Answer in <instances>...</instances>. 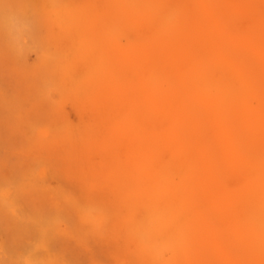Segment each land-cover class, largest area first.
I'll use <instances>...</instances> for the list:
<instances>
[{"label": "bare ground", "instance_id": "1", "mask_svg": "<svg viewBox=\"0 0 264 264\" xmlns=\"http://www.w3.org/2000/svg\"><path fill=\"white\" fill-rule=\"evenodd\" d=\"M53 1H45L49 6H44L50 7L52 24L60 27L54 28L80 30L81 37H77L81 39L69 55L70 43L64 42L66 47L59 42V35L66 33L57 34L53 26L48 27L51 34L54 30L53 39L59 37L53 40L56 48L61 46L54 48L56 55H44L40 62L60 52L64 58L57 61L63 60L60 68L71 80V75H81L76 72L80 64H87L88 71L71 87L79 91L70 90L68 95L75 94L66 95L68 102L81 105L83 98L75 102L81 97L77 93L83 91L78 84L83 85L82 93H88L90 104L116 110L115 128L113 118L110 121L117 130L113 139L135 143L131 149L134 166L121 164L120 174L132 181V199L148 211L141 250L152 254L154 264H183L184 260L186 264L198 260L221 264L211 248L219 252L229 247L238 251L229 264H264V0H117L127 31L147 30V36L139 39L130 33L136 40L124 46L118 41L126 33L124 26L111 35L95 34L96 21L88 15L92 9L76 7L80 1L68 0L73 3L68 8L63 7L66 2ZM71 34L65 39H74ZM49 36L45 37L48 41ZM66 72L64 79L69 76ZM70 79L66 78V85ZM64 95L60 100L66 108L70 104ZM63 104H55L56 109H64ZM76 108L78 115L81 109ZM78 122L80 130L72 132L83 130L85 122ZM76 132L65 134L72 141L86 138ZM42 137L38 136L40 142ZM65 139L59 136L55 143ZM104 139L100 133L92 142L101 145L108 142ZM227 172L244 180L231 184Z\"/></svg>", "mask_w": 264, "mask_h": 264}, {"label": "rangeland", "instance_id": "2", "mask_svg": "<svg viewBox=\"0 0 264 264\" xmlns=\"http://www.w3.org/2000/svg\"><path fill=\"white\" fill-rule=\"evenodd\" d=\"M45 1L49 3L53 0H0V264H154L152 254L141 250L143 232L147 227V224L144 225L146 221H143L144 218L147 220V208L132 199L134 193L132 181L129 178H125V181L120 174L121 164L131 169L134 166L135 158L131 154V149L135 143L133 144L130 139H113L117 132L114 130L118 115L116 110L111 109L109 105L96 107L90 104L88 93H82L85 90L83 85L78 84L81 86L78 87L80 91L83 88V91L77 93L81 97L74 95V98L76 96L77 99H84L75 102L77 104L81 101V105L78 104L80 107L72 106L74 101L68 102L69 97L66 95L70 90L75 93L79 91L73 89L75 86L71 87L80 77L82 78L83 72L88 71L87 64L81 63L77 68L76 72L81 75H71L72 80L74 76L73 82L68 72L60 68L63 60L61 63L57 61L64 58L60 57L61 50L58 51L59 58L53 56L56 58L49 57L44 59L47 62H40L44 55L46 57L52 53L56 55V49L61 46L59 43L61 41L73 44V46L67 44L69 47L67 50L65 43L66 47L63 48V44L61 47L67 52L70 49L67 53L70 55L81 39L80 30L64 32L54 28V25L60 27L55 20L56 23L52 24L50 7L45 9ZM106 1L93 0L94 4H91L92 0L73 2L74 4L79 2L76 7L81 5L79 8L86 7L87 11L88 7L92 9L88 15L90 14L89 16L96 21L93 28L95 34L111 35L117 28L121 26L125 28V24L120 21L121 8L117 5V0ZM53 2L58 4L66 2L67 6L63 7L67 8L73 4L68 0ZM133 16L128 15L132 20ZM51 26L56 29V33L62 31L67 35L61 34L60 38L56 35L60 41L53 39L54 30L52 34L50 33L52 29L49 30ZM128 31L126 29L125 34L118 36V41L123 46L129 41L136 40L131 36L140 38L147 32L144 29ZM48 32L52 36L47 35ZM70 32L74 37L73 39L71 36L69 39L74 40L72 43L65 39L70 38ZM46 35L50 37L49 41ZM53 40L59 41L57 48ZM47 51H51L49 55L45 54ZM65 54L66 52L62 56ZM65 72L69 76L64 79ZM66 78L70 79L67 85ZM51 87L57 91H53ZM58 90L65 92V95L62 93L65 96L64 101L67 99L70 107L66 105L72 110L66 106L64 108L65 102L63 104L61 103L63 100H60L64 97L60 96L61 93L58 94ZM73 92L72 95L75 94ZM48 94H52L54 100ZM53 101L57 107L63 104L64 109L61 108L60 111V108H57L58 111L55 104L51 106ZM75 108L81 109L78 115ZM85 115L88 119L86 122ZM111 118L114 121H111ZM81 120L82 124L85 122L86 127L90 125L95 127L90 126L87 129L83 124L82 129L88 130L87 133L83 130L77 133L81 125L78 121ZM110 121L114 128L110 126ZM75 122L80 125H75ZM72 123L74 125L71 126L76 127L70 130ZM46 126L54 131L48 134L50 129L46 131ZM40 127L42 129L36 130ZM53 127H56V131ZM77 127L79 130H76ZM67 130L71 131V136L76 132L86 138L78 136L82 139L78 141V138H74L76 139L74 142L71 140L72 137L69 138L70 134H65ZM74 130L76 131L72 132ZM100 133L108 142L94 144ZM40 135L41 137L43 135L42 142L38 139ZM55 135L58 137L54 138ZM59 136L63 139L66 137L65 140L69 142L63 140L56 144ZM89 141L94 143L87 146L86 142ZM45 143L48 146H45ZM42 172L44 174H41ZM229 174L228 180L231 184H239L244 180L242 175ZM112 175L116 177L113 178ZM108 178L115 180L110 181ZM228 235L230 233H226V236ZM227 243L230 244L229 241ZM217 250L211 248V253L216 252L221 264H229L228 260L238 255L234 248L226 247L219 252ZM183 264H186L185 260ZM195 264L202 262L198 260Z\"/></svg>", "mask_w": 264, "mask_h": 264}]
</instances>
